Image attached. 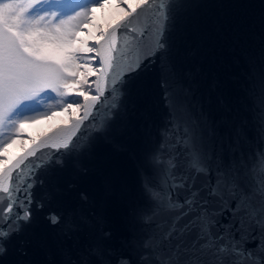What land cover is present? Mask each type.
<instances>
[{
  "label": "water",
  "instance_id": "water-1",
  "mask_svg": "<svg viewBox=\"0 0 264 264\" xmlns=\"http://www.w3.org/2000/svg\"><path fill=\"white\" fill-rule=\"evenodd\" d=\"M90 43L78 113L0 167V264H264V0H141Z\"/></svg>",
  "mask_w": 264,
  "mask_h": 264
},
{
  "label": "rangeland",
  "instance_id": "rangeland-1",
  "mask_svg": "<svg viewBox=\"0 0 264 264\" xmlns=\"http://www.w3.org/2000/svg\"><path fill=\"white\" fill-rule=\"evenodd\" d=\"M126 12L117 0H0V162L78 113L89 42Z\"/></svg>",
  "mask_w": 264,
  "mask_h": 264
},
{
  "label": "bare ground",
  "instance_id": "bare-ground-1",
  "mask_svg": "<svg viewBox=\"0 0 264 264\" xmlns=\"http://www.w3.org/2000/svg\"><path fill=\"white\" fill-rule=\"evenodd\" d=\"M118 1V3L119 4H121V5H123V6H125L126 8H127V10L128 9H131L132 7H134L138 2H140L141 0H117ZM116 4H114V6H115ZM119 9V8H118ZM118 12V11H117ZM89 26H91V25H89ZM92 28V27H91ZM90 29V28H89ZM105 30V28H102L101 29V31L103 32ZM90 43V42H89ZM89 62H88V61ZM87 60H85V61H87L88 63H92V61H91V59H87ZM85 63V62H84ZM92 67L89 65V64H83V69H85L84 71H86L87 72V74H91V73H93V69H94V67H93V69H91ZM84 85V84H83ZM83 89H85V90H83V91H85V92H82V90L81 91H79L80 93H78V95H80V97H83V96H85L87 93H88V90L86 89V87L84 86L83 87ZM83 93V94H82ZM28 144H29V142H28ZM17 150L16 149H13L12 150V148H10V150L8 151V152H5V153H7V155H11L12 153H14V152H16ZM5 162H0V167L4 164Z\"/></svg>",
  "mask_w": 264,
  "mask_h": 264
}]
</instances>
